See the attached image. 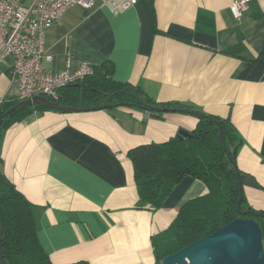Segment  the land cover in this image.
Masks as SVG:
<instances>
[{"label":"crops","instance_id":"0c3cea01","mask_svg":"<svg viewBox=\"0 0 264 264\" xmlns=\"http://www.w3.org/2000/svg\"><path fill=\"white\" fill-rule=\"evenodd\" d=\"M234 1L139 0L118 15L100 4L71 8L46 33L52 61L42 68L58 73L69 60L94 68L109 62L116 81L152 102L230 119L243 141L237 168L246 204L264 212V0H250L240 19L231 13ZM13 64L12 57L0 64V107L17 98ZM198 123L187 114L158 119L130 108L45 111L4 131L1 170L35 206L51 263L156 264L153 238L209 191L187 176L161 209L139 210L128 154Z\"/></svg>","mask_w":264,"mask_h":264},{"label":"trees","instance_id":"16d2710c","mask_svg":"<svg viewBox=\"0 0 264 264\" xmlns=\"http://www.w3.org/2000/svg\"><path fill=\"white\" fill-rule=\"evenodd\" d=\"M94 70L92 77L59 91L62 106L101 110L109 105L108 111L130 108L158 119L168 113L197 112L180 103L152 102L139 88L116 81L114 66L109 62ZM20 102L17 99L5 102L0 107V117ZM153 107L166 111L150 112ZM45 111L52 110L30 106L14 112L0 121V138L13 125L36 112ZM202 115L207 118L197 117L199 123L191 137H175L167 143L140 146L128 154L134 166L139 210L161 209L175 187L187 176L201 180L209 191L207 195L187 202L170 228L153 238L156 264L210 236L239 216L258 220L264 237V212L254 211L246 204L241 172L237 168V155L243 141L230 119ZM220 131L233 163L220 140ZM241 196L239 211L237 205ZM250 211L252 213H248ZM0 232V261L6 264H52L37 236L35 206L7 179L1 166Z\"/></svg>","mask_w":264,"mask_h":264},{"label":"built area","instance_id":"2783aa9c","mask_svg":"<svg viewBox=\"0 0 264 264\" xmlns=\"http://www.w3.org/2000/svg\"><path fill=\"white\" fill-rule=\"evenodd\" d=\"M26 2L0 0V64L8 57L14 59L11 77L17 85L19 101L35 97L57 100L60 90L94 75L90 64L75 67L70 60L58 73L43 71V62L52 61L46 51V33L69 9L80 7L90 11L100 4L118 15L137 5L139 0H32L28 7ZM249 2L234 1L230 8L234 18L243 16Z\"/></svg>","mask_w":264,"mask_h":264},{"label":"water","instance_id":"95a60500","mask_svg":"<svg viewBox=\"0 0 264 264\" xmlns=\"http://www.w3.org/2000/svg\"><path fill=\"white\" fill-rule=\"evenodd\" d=\"M63 98L57 100L45 97H35L33 99L21 101L19 104L8 110L0 117V121L9 117L14 112L30 107L39 106L48 110L64 113H80L96 111L97 109H76L64 107ZM107 105L101 110H107ZM150 112L164 113L165 109L151 108ZM187 115L207 118L197 112H187ZM220 125H218L219 127ZM220 128V127H219ZM191 132L181 130L178 134L179 139L191 137ZM220 140L228 154L227 145L222 131L219 132ZM230 161L233 163L230 155ZM242 196L238 201L237 208L240 211ZM248 213H252L251 211ZM2 252L0 240V256ZM0 264H6L0 261ZM161 264H264V237L259 221L256 219H244L237 217L234 221L219 228L210 236L192 243L161 261Z\"/></svg>","mask_w":264,"mask_h":264},{"label":"rangeland","instance_id":"374dc122","mask_svg":"<svg viewBox=\"0 0 264 264\" xmlns=\"http://www.w3.org/2000/svg\"><path fill=\"white\" fill-rule=\"evenodd\" d=\"M30 1H31V0H28V2H26V4H25L26 7L29 6V2H30Z\"/></svg>","mask_w":264,"mask_h":264}]
</instances>
